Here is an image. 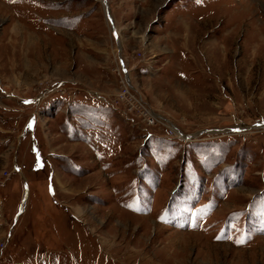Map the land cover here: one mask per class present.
<instances>
[{
    "label": "rangeland",
    "instance_id": "obj_1",
    "mask_svg": "<svg viewBox=\"0 0 264 264\" xmlns=\"http://www.w3.org/2000/svg\"><path fill=\"white\" fill-rule=\"evenodd\" d=\"M105 1L0 0V264H264V0Z\"/></svg>",
    "mask_w": 264,
    "mask_h": 264
},
{
    "label": "water",
    "instance_id": "obj_2",
    "mask_svg": "<svg viewBox=\"0 0 264 264\" xmlns=\"http://www.w3.org/2000/svg\"><path fill=\"white\" fill-rule=\"evenodd\" d=\"M103 2L105 3L104 5H105V6H107V3H106V1H105V0H103ZM105 10H106V14H108V15H109V12H108V9H107V7H106V9H105Z\"/></svg>",
    "mask_w": 264,
    "mask_h": 264
},
{
    "label": "bare ground",
    "instance_id": "obj_3",
    "mask_svg": "<svg viewBox=\"0 0 264 264\" xmlns=\"http://www.w3.org/2000/svg\"><path fill=\"white\" fill-rule=\"evenodd\" d=\"M109 19H110V16H109ZM111 20V19H110ZM124 82V81H123Z\"/></svg>",
    "mask_w": 264,
    "mask_h": 264
},
{
    "label": "snow or ice",
    "instance_id": "obj_4",
    "mask_svg": "<svg viewBox=\"0 0 264 264\" xmlns=\"http://www.w3.org/2000/svg\"><path fill=\"white\" fill-rule=\"evenodd\" d=\"M198 2H199V0H198ZM240 242H243V241H240Z\"/></svg>",
    "mask_w": 264,
    "mask_h": 264
}]
</instances>
